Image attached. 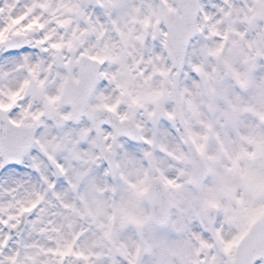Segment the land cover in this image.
<instances>
[{"label":"snow or ice","instance_id":"6c2138e0","mask_svg":"<svg viewBox=\"0 0 264 264\" xmlns=\"http://www.w3.org/2000/svg\"><path fill=\"white\" fill-rule=\"evenodd\" d=\"M0 264H264V0H0Z\"/></svg>","mask_w":264,"mask_h":264}]
</instances>
